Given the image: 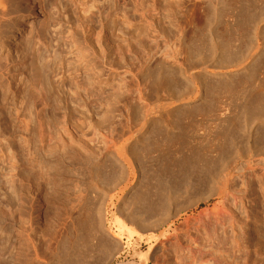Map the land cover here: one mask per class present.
Masks as SVG:
<instances>
[{
  "label": "rangeland",
  "instance_id": "374dc122",
  "mask_svg": "<svg viewBox=\"0 0 264 264\" xmlns=\"http://www.w3.org/2000/svg\"><path fill=\"white\" fill-rule=\"evenodd\" d=\"M3 3V7L0 4V146L5 139L12 140L17 145L19 161L27 162L24 165L27 168L18 176L17 193L23 205H30L29 212L19 214L20 221L12 225L1 216L8 214V208L2 202L0 189L3 261L57 264L62 241L69 243L76 234L74 230H64L65 225L74 221L70 216L76 215V209L84 201L90 204L100 201L108 185L111 192L120 190L125 182L119 186L114 180L117 171L111 163L113 148L108 141L110 147L103 142L96 128L117 126L121 121L120 125L130 122L129 131L131 127L134 129L127 137L135 139L133 148L145 167L166 162L167 158L198 153L211 161L215 174L214 179L205 180L204 189L206 185L215 187L226 174L234 176L223 217L212 213L198 218L200 212L211 209L216 202L212 196L200 200L193 208L182 209L174 220L175 235L161 240L162 249H156L144 264H264V152L257 150L260 140L256 148L246 149L242 144L238 151L218 155L214 150L218 121L200 110L194 112L195 116L179 113L178 120L187 128L183 136L162 139L161 131L157 132L159 135L155 133V123L150 127L153 134L142 133L143 125L152 119H161L164 125L172 126V115L177 110L166 115L157 107L169 97L189 96L183 95L186 81L178 74L202 70L196 63V47L209 40L208 36L217 40L220 47L228 37L235 45L247 46L248 33L236 21L243 10L251 9L254 15H260L255 26L256 39L261 45L264 43V0H3ZM228 20L233 23L228 24ZM173 54L179 57L177 62L170 57ZM250 56L246 51L240 61L233 63L244 60L252 73L255 60ZM91 80L96 82L93 88L89 87ZM198 81L195 85L204 89L205 81ZM137 85L143 88L144 98L131 106V97L124 92L126 86L134 90ZM229 100L232 101L230 94L223 92L221 101ZM235 102H232L234 109L239 104L238 100ZM260 120L253 123L255 132L260 129ZM38 122L42 124V142ZM137 135L144 141H139ZM152 135L157 143L160 141L159 146L152 148L154 151L142 145ZM240 140L244 143L243 138ZM82 149L92 154L94 168L101 164L107 168L101 179L94 180L91 160L84 165L80 163ZM70 154L72 158L66 156ZM28 173L32 183L26 181ZM127 181L131 183V177ZM187 194L183 193L182 199ZM118 196L113 198L116 207L108 206V219L112 211L117 213L114 209L118 207ZM62 201L64 206L60 204ZM126 222L132 231L143 232L136 224ZM134 231L130 239L126 231L119 233L123 244L130 243L117 257L103 261L96 252L83 264L135 261L134 250L145 251L147 244ZM11 251L16 258H10Z\"/></svg>",
  "mask_w": 264,
  "mask_h": 264
},
{
  "label": "bare ground",
  "instance_id": "6f19581e",
  "mask_svg": "<svg viewBox=\"0 0 264 264\" xmlns=\"http://www.w3.org/2000/svg\"><path fill=\"white\" fill-rule=\"evenodd\" d=\"M2 4L4 5L3 0ZM250 10L251 9H245V11L243 10L240 13L239 18L236 17V21L238 20L237 22L241 23L244 29H246L244 30L245 33H248L247 46L244 48V46L235 45L234 41L231 40L232 38L230 37L224 41L225 45L222 47H220L217 40L210 38L211 36H208L209 40L202 41L196 47L198 58L196 63H198L199 66L201 65L202 70L198 71V73H182V71H180L178 74L179 77H182V81H186V83L183 81L185 84V88L183 87L185 91L183 95L187 94L189 96H182L180 99L176 97H169L165 99L164 103L161 102L162 105L160 104V107H157L160 109L161 113L164 112L166 115L171 114L174 110H177L176 113L172 115V126L164 125L161 119H152V122L146 121L147 124L143 125V134H153L150 127L153 123H155L158 126H156L157 128L153 127L154 129H157L155 133L158 134L157 132L161 131L160 135L163 137L162 139L171 140L174 137L183 136L184 130L187 128L184 129L181 119H179L180 121L178 120L179 113L191 116L194 112L200 110L205 114L212 115L214 120L218 121L219 130L217 131H219V134L216 132L218 136L215 140L216 143L214 144V150L218 155L224 153L225 151H238L240 150V146L242 144L245 145L246 149L256 148V143L259 140L261 145H257V150L262 149L261 152H264V57L262 58L264 55V43L261 45L256 39L258 29L255 26L260 15L257 13L254 15L252 11L250 12ZM228 21L229 24L231 20ZM231 23H233V20ZM226 28H228L227 25ZM245 49L246 51H249V56L251 55L250 59L255 60L252 73L248 70V64H246L244 60L238 63H233L235 61H240L244 57L246 52ZM204 50L208 51L209 54L206 55ZM253 50L254 52L251 53ZM177 54H179V51H177ZM175 55L176 54H173L170 57H172L173 61L177 62L179 57L176 58ZM212 62L214 63L212 64ZM175 65H177V63ZM242 71L244 73L242 75H238V73ZM130 74L133 79H137L134 73ZM197 80L200 82L205 81V90L203 87L195 85ZM95 83V81L91 80L89 87L91 86V88H93ZM248 85L249 87H247ZM132 90L130 87L126 86L124 92L125 96L131 97V104L129 103L131 106L132 103L137 104L144 98L142 87L137 85V87L133 91ZM225 91L228 92L232 98V101L229 100L228 103L221 101V94ZM199 98L200 102H198ZM237 100L239 101V104L234 109L232 102L234 103L236 101L235 103H237ZM174 101H176V104ZM193 116H195V113ZM256 119H262L260 120V129L258 132L257 130L256 132L253 130V123ZM146 122L144 121V124ZM120 123L117 126L103 125L96 129L98 130V134L102 137L103 142L107 145L108 143H111L109 145L113 148L110 152L111 163L113 165V169L115 170L114 167H116L117 171L116 174H114L115 171L113 172L115 175L114 180L117 184H119V186L122 185L123 182H125V184L121 186L119 191L114 192L115 190L113 189L114 191L111 192L112 189L109 188L107 183L108 188L103 190V195L100 201L90 204V202L85 199L86 201H84L80 208L77 207L78 209H76V207H74L77 211L72 210L73 213L76 212L75 216H72L71 214L73 213L69 211V213H71L70 217L74 218V221L71 219L73 222L71 221L72 223H69L67 226L65 225L66 229L64 230L68 232L74 230L76 234L72 237L73 240L72 238L70 239L71 242L67 243L68 240L62 241L61 248L58 253L59 255L56 258V261L58 262L57 264H83L86 259H90L93 255H97V253L101 255V257H99L103 261H110L112 258L117 257L120 254V251L127 247L130 243L126 242V245L125 243L123 244L119 237V233L126 231L128 233L127 238L130 239L134 231L129 228L130 225L127 224L126 220L130 223L136 224V226L143 231L139 232L135 230L137 232L136 236L147 244V249L145 251L134 250L133 257H135V261H131L129 263L118 262L117 264H144L148 257H152L156 249H162V245L164 243H160L161 240L164 239L163 241H165L166 238L168 239V237L170 238L175 235L176 230L173 226L174 220L181 215L182 209L186 211L188 206L193 208L200 200H207L209 196H212L216 199V202L213 204L211 209H205L200 212L198 218L201 220L205 218V216L212 213L217 214L220 217L225 215L226 204L230 199V191H232L233 188L234 176L226 174L220 181H218L215 187L213 185L211 187L206 185V188L204 189V185L206 183L205 180L209 178L210 180L214 179L213 176L215 174L211 161L206 159V157L203 158V156H200L201 154L197 155L198 153L195 156L185 155L181 156V158L179 157V159L172 160L165 157L164 159L167 158L169 160L167 161L166 159V162H158L157 164L150 165V167L149 165L145 167L144 164L139 163L140 156H138V153H135L133 148L135 146H133L135 139H129L130 136L127 137V133L129 134L130 132H133L134 129L131 127V131H129L130 122H128L129 124L126 122V125H124L125 123L123 122V125H120ZM38 127L40 130L39 138L42 142L44 141V135L42 133V124L40 122H38ZM253 131L254 135L252 133ZM92 133H95V129H92ZM154 135L151 137L149 136V138H147V140L142 144L147 149H151L152 151L155 150L152 149L153 147L158 144L160 145V141L157 143L158 140L156 141ZM240 138H243L244 143H242ZM138 139L139 141H144L143 138L140 139L138 137ZM5 140L1 142L0 146V189L1 199L3 203H6L8 214L3 213L1 216L4 220H8L12 225L14 223L16 225L17 221H20V217L18 215L21 214L23 216L28 213V210L30 209V205H23V203H21L23 201V197H21L22 201H19L20 195L18 194L19 192L17 193V188L19 187L18 176L20 175V171L24 170L26 167L24 165L27 162H20L18 157L20 156L18 155L19 151L18 148H16L17 145L15 144V147L12 140L11 142H6ZM252 140L254 141L253 143ZM106 141H108V143ZM158 146L157 148H159ZM145 150L143 148L142 152H145ZM20 153L23 155L22 151H20ZM71 155L72 154L66 156L72 158ZM149 155L148 157L151 156ZM80 156V163L84 165V163L86 164L91 160L90 157H92V154L87 149H82ZM148 157L145 158L148 159ZM158 157H156V160L160 158ZM140 160H142L141 157ZM28 162V164L32 166L33 163L30 161ZM94 162H91V166L94 169L93 178L96 181L103 175V172L107 173V168L105 169V165L102 164L97 165L94 168ZM147 162L148 161H146V164ZM30 165L28 166L30 167ZM29 169L28 172L33 170ZM30 173L32 174V171ZM30 173H28L29 175H26L25 177L28 182L31 181H29V179H31ZM129 177L132 179L131 183L127 181ZM114 180L112 179V181ZM54 185L56 184L54 183ZM111 185H113V183ZM207 186H209V188ZM183 193H188L185 199H182ZM90 195L91 194H89V200L91 198ZM116 195H119L117 198L119 202H117L118 207L114 209L117 213L112 211V213H110L111 218L108 219L107 216L110 212L108 210V206L111 208L115 206L113 198H115ZM58 199L60 201L64 200L60 198ZM65 202L66 200H64V203ZM62 203L63 201L60 204ZM65 204L62 205L64 206ZM66 207L67 206H65V209ZM71 207L73 208L72 205ZM68 210L70 209H67V211ZM17 216L19 219H17ZM1 256L4 257V254ZM16 256L17 255L11 251L10 258H16ZM1 260L4 263L6 262L3 261L2 257H0V262ZM5 264L8 263L6 262ZM13 264H15V262H13Z\"/></svg>",
  "mask_w": 264,
  "mask_h": 264
}]
</instances>
